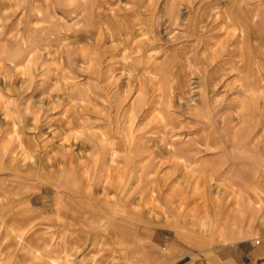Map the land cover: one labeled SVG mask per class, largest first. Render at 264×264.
I'll return each instance as SVG.
<instances>
[{"label": "rangeland", "instance_id": "rangeland-1", "mask_svg": "<svg viewBox=\"0 0 264 264\" xmlns=\"http://www.w3.org/2000/svg\"><path fill=\"white\" fill-rule=\"evenodd\" d=\"M230 7L250 16L243 43ZM263 23L264 0H0V264H161L158 226L245 237ZM36 184L50 211L26 208Z\"/></svg>", "mask_w": 264, "mask_h": 264}, {"label": "crops", "instance_id": "crops-1", "mask_svg": "<svg viewBox=\"0 0 264 264\" xmlns=\"http://www.w3.org/2000/svg\"><path fill=\"white\" fill-rule=\"evenodd\" d=\"M232 9L230 7L228 10V20L232 24H240L243 27L240 30L241 33L236 37V40L243 43V41L248 40V32H244V30L249 26L250 16L246 15L242 17L241 21H235L231 15ZM256 185L262 194L263 207L245 237H235L234 229L236 227L227 226L225 228L222 226L223 228H221L217 219H214L215 205L212 206L213 208L209 206L211 218L218 223V226L207 227L208 231H214L212 239L210 238L213 244L211 246L203 245L200 240L195 241V235L193 238L187 236L186 240L179 239V236L174 235L175 232L170 231L171 228L158 226L154 230L153 240L164 250L161 264H264V184H261L260 187L258 184ZM231 193L236 198L235 200L239 199L236 197L237 192L235 190L232 189ZM53 198H55V193L50 184H36L34 190L27 195L25 205L28 210L34 212L50 211L54 205ZM218 209L219 212H222L221 207L218 206ZM235 220L237 221V217ZM191 221L188 222L192 224ZM48 260L49 263H57L53 257H48ZM129 264H132L131 257Z\"/></svg>", "mask_w": 264, "mask_h": 264}]
</instances>
